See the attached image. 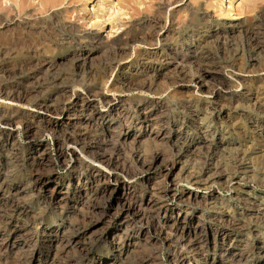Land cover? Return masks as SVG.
<instances>
[{"label": "rangeland", "instance_id": "374dc122", "mask_svg": "<svg viewBox=\"0 0 264 264\" xmlns=\"http://www.w3.org/2000/svg\"><path fill=\"white\" fill-rule=\"evenodd\" d=\"M229 1L0 0V264H264V0Z\"/></svg>", "mask_w": 264, "mask_h": 264}, {"label": "bare ground", "instance_id": "6f19581e", "mask_svg": "<svg viewBox=\"0 0 264 264\" xmlns=\"http://www.w3.org/2000/svg\"><path fill=\"white\" fill-rule=\"evenodd\" d=\"M227 4H229V6L231 7V5L233 4L232 3V0H230ZM229 7V8H230ZM35 23H36V20L35 19H31V20H28V21H26V22H24V25H26L27 27H31V26H34L35 25ZM81 33V32H80ZM88 56H89V53H87V54H84V55H81L80 57H78L74 62V65L75 66H77V67H79L82 63H84L86 60H87V58H88ZM204 78L203 79H201V83H204ZM68 111H66V110H63L62 112H60V114H58V113H56L59 117H61V118H59V119H57V121H56V125L57 126H59V122H60V120L62 119V118H65V116H67V113ZM183 141H182V144H183V146L186 148V149H188V150H190L191 151V149H192V151H194V149L195 148H198L199 147V145L201 144V143H197V142H195V141H193V140H191V139H189L188 137H186L185 139H182ZM239 170H241V169H244L245 171H247L249 168H246V165H244V164H242L241 165V167H237ZM252 207L256 210V214H258L259 216L257 217L258 219H260V220H264V212H262V213H260L261 212V208H264V202H252ZM245 214L244 215H242V218L245 220ZM233 222H235V223H237L236 224V226H238V227H240L241 229H243L244 227H247V226H244V224H243V222L242 221H240V222H238V221H233ZM118 237V234H116L115 235V238H117ZM224 248H226V249H228V250H231V249H233L234 250V248H236V246H232V245H229V246H225ZM237 255V254H236ZM236 255H230V256H227L228 258H229V261H230V263H233V262H235L237 259H239V255L238 256H236ZM261 257H263L264 258V248L261 250ZM181 261L183 262V263H186V264H189L190 262H191V260H190V258H189V256H188V254H183L182 255V259H181Z\"/></svg>", "mask_w": 264, "mask_h": 264}]
</instances>
